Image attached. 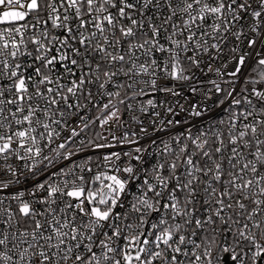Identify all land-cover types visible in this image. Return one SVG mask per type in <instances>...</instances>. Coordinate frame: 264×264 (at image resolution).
I'll list each match as a JSON object with an SVG mask.
<instances>
[{"label": "snow or ice", "instance_id": "obj_1", "mask_svg": "<svg viewBox=\"0 0 264 264\" xmlns=\"http://www.w3.org/2000/svg\"><path fill=\"white\" fill-rule=\"evenodd\" d=\"M0 264H264V0H0Z\"/></svg>", "mask_w": 264, "mask_h": 264}]
</instances>
